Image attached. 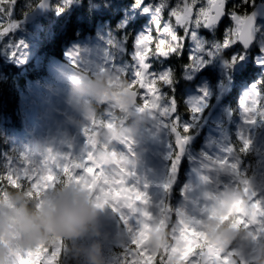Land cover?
I'll return each instance as SVG.
<instances>
[{
  "label": "rangeland",
  "instance_id": "rangeland-1",
  "mask_svg": "<svg viewBox=\"0 0 264 264\" xmlns=\"http://www.w3.org/2000/svg\"><path fill=\"white\" fill-rule=\"evenodd\" d=\"M167 15L165 12L164 19ZM132 18H147L154 25L153 14L143 6L132 8L128 20ZM37 19L32 23L36 30H43ZM219 28L201 34L211 39L217 37ZM257 32L256 48L260 49L264 46V22ZM152 34L157 35L154 30ZM193 46L191 41L186 44V55ZM133 49L134 45L129 50L122 38L100 32L92 43L76 45L67 61L51 62L48 70L55 85L45 89L36 85L32 98H27L20 117L23 133L16 130L10 136L12 154L5 161L6 176L13 185L27 180L43 194L39 198L46 224L43 228L34 225L3 195L0 264H156V260L161 264H201L212 245H217L216 257L208 264H264V120L254 126L246 125L243 116L234 121L238 138L244 130L253 141L247 153L255 162L243 164L235 150L229 152L233 145L231 112L221 106L234 85V74L252 55L234 69L225 68L220 55L202 69L185 68L188 105L198 104L201 111L192 114L193 124L192 119L177 113L181 126L188 124L196 133L188 135V151L173 174L176 149L172 124L149 99L160 102L140 93L133 109L120 108L123 89L135 90ZM261 61L264 53L259 52L254 56L257 67L264 66ZM204 71L215 75L214 85L202 77ZM205 88L208 95L199 101ZM248 88L242 97L251 91ZM99 90L113 91L116 98L95 116L91 108ZM214 96V104L200 123ZM100 117L115 121V125L103 126ZM82 134L98 136L101 146L90 148L93 138L85 141ZM226 160L229 163H221ZM238 160L240 169H233ZM184 162L188 166L186 181L174 201ZM80 164L85 165L82 172L76 171ZM253 176L258 185L254 202L248 204L244 195ZM65 195L71 196V206L77 212L69 216L64 239L63 231L54 225ZM251 208L257 210L255 223L249 220ZM226 222L227 227L221 230Z\"/></svg>",
  "mask_w": 264,
  "mask_h": 264
},
{
  "label": "trees",
  "instance_id": "trees-1",
  "mask_svg": "<svg viewBox=\"0 0 264 264\" xmlns=\"http://www.w3.org/2000/svg\"><path fill=\"white\" fill-rule=\"evenodd\" d=\"M39 2L40 0H17L12 19L18 26L2 41V36H0V199L3 195L6 196L34 225L43 228L46 224V218L41 209L42 198H39L43 194L34 190L27 180H24L22 184L13 185L6 176L8 171L5 169L6 158L12 154L10 153V136L16 130L19 133L23 132L20 117L21 111L26 106L27 98H32L36 85L43 89L47 85H55L53 77L49 74V64L56 61H67L68 53L76 45H84L86 41L92 43V40L100 32H110L114 36L122 38L131 50L136 35L147 31V29H152V26L147 18L128 20L132 8L137 5L136 0H53L49 13L44 18L36 20V24H40V27L43 26L44 29L36 30L35 24L26 23L25 20ZM231 3L236 6L237 10L240 9V0H231ZM259 3L264 2L255 0L254 4L250 2L243 7L251 13ZM58 8H63V11H59ZM3 23L6 26L7 20L5 19ZM231 24L230 20L222 23L217 30V37H221L224 27H230ZM205 31L208 32V30ZM258 34L260 35V33ZM236 49L244 51L239 45L236 46ZM259 52V48L248 51V54L252 55L251 61L244 66L241 65L239 71L234 74V85L221 103L223 108L225 107L231 112V142L235 145L236 155L241 158L243 164L248 163L250 165L255 162V158L252 154L239 152L242 142L238 138L237 128L233 125L234 121L243 116L239 101L245 86L256 83L264 90V66L257 67L254 62V56L256 57ZM243 62L244 60L239 63L242 64ZM165 63L171 65L176 77L173 87L168 88L167 92L175 96L179 115L191 121L194 112L191 111L186 98V90L189 85L183 80L185 65L189 63L188 55L184 51L182 56H173ZM203 76L208 78L211 85L217 82L211 71L209 73L204 71ZM214 101L215 96L204 110L199 119L200 123H202ZM92 105L91 109L95 116H100L102 109L105 108L99 107L95 102ZM100 118L103 126L111 123L115 125V121L111 122L109 119ZM211 119L209 124L212 123ZM190 123L193 124L194 119ZM261 124L263 125V123ZM118 127L116 126V129ZM259 130L260 127L257 131ZM192 133H196V130H189L187 135H192ZM198 138L201 140L200 137ZM196 147L198 148L197 144ZM186 167L184 162L174 189V197L179 195L180 187L186 181L184 174ZM68 219L69 216L60 215L58 223L56 222L54 225L63 231L64 239L67 237L65 229ZM226 227L227 222L222 225L221 230ZM156 264L161 263L156 260Z\"/></svg>",
  "mask_w": 264,
  "mask_h": 264
},
{
  "label": "snow or ice",
  "instance_id": "snow-or-ice-1",
  "mask_svg": "<svg viewBox=\"0 0 264 264\" xmlns=\"http://www.w3.org/2000/svg\"><path fill=\"white\" fill-rule=\"evenodd\" d=\"M250 2L254 4L255 0H240L241 7L237 10L231 0H136V4L143 6L145 12L153 14L154 25L151 30L141 32L135 39L131 58L133 87L139 86V92L145 98L155 97L160 103H153L151 99L149 103L154 108L160 107L166 114V120L172 124L171 130L175 134L177 145L171 165L173 174L178 170L185 145L190 138L187 135L190 125L181 126L176 98L166 91L175 81V72L170 64L160 62H167L173 56H182L186 44L191 41L194 46L188 52L189 63L185 65L186 68L202 69L220 55L224 57L222 63L225 68L234 69L246 59L248 50L256 41V13H249L243 7ZM16 3L17 0H0V36H8L18 26L12 19ZM58 10L63 11V8ZM165 12L168 14L167 19H164ZM5 19L6 26L3 23ZM226 20H230L232 24L224 27L221 37L213 36L210 39L201 34L202 30L214 32ZM153 30L157 35L152 34ZM237 45L244 51L236 50ZM260 52L264 53V46H261ZM260 63L264 64V61ZM250 87L251 91L240 99L239 106L244 123L254 126L258 121L264 120V90L256 83ZM201 92L203 95L198 98L199 101H203L208 95L206 88L201 89ZM191 111L200 112L201 108L198 104H193ZM239 139L242 142L239 152L247 153L253 143L252 139L244 130L240 131ZM234 150L236 151L235 145H232L229 152ZM232 167L239 170V160ZM165 187H170V184ZM248 227L251 228L252 225L249 224Z\"/></svg>",
  "mask_w": 264,
  "mask_h": 264
},
{
  "label": "water",
  "instance_id": "water-1",
  "mask_svg": "<svg viewBox=\"0 0 264 264\" xmlns=\"http://www.w3.org/2000/svg\"><path fill=\"white\" fill-rule=\"evenodd\" d=\"M52 3H53V0H40L38 5L35 7L34 11L26 18L25 22L31 23L32 21H34L37 18L45 17L49 13V11L52 7ZM252 12L256 13V17H257L256 23L258 26L259 22L264 20V3H259L254 8V10ZM256 41H257V31H256ZM256 41H255V43H256ZM255 43H253V45L251 46L250 49H252L254 47ZM94 88H95V90L97 89V87H94ZM115 98H116V94L110 90L109 91L99 90L96 93L97 102L101 105H105L109 102H112L115 100ZM137 100H138V95H137L136 91L131 90L129 88H124L122 99L119 101L120 108L123 110L124 109H132L137 104ZM82 137L87 139L88 141H90V139L93 138L94 143H91L90 146L98 147V145H99V137L98 136H95V135L87 136L85 134H82ZM62 146H64V144H62ZM175 147H177L176 144H175ZM186 150H187V144L185 145V150H184L182 157L186 154ZM84 168H85V165L80 164L77 167V171H83ZM256 188H257V178L252 177L250 179L249 184L247 185V192L245 194L246 197L248 198L249 202L252 201V199H253L252 196H253L254 190ZM256 215H257V210L255 208L250 209L249 219L252 223H255ZM215 251H216V246L209 247L207 249V251L204 253V255L201 259V263L202 264H208L211 257H213L215 255Z\"/></svg>",
  "mask_w": 264,
  "mask_h": 264
},
{
  "label": "clouds",
  "instance_id": "clouds-1",
  "mask_svg": "<svg viewBox=\"0 0 264 264\" xmlns=\"http://www.w3.org/2000/svg\"><path fill=\"white\" fill-rule=\"evenodd\" d=\"M58 212L62 216H73L76 215L77 210L71 206V196L65 195L58 207Z\"/></svg>",
  "mask_w": 264,
  "mask_h": 264
},
{
  "label": "flooded vegetation",
  "instance_id": "flooded-vegetation-1",
  "mask_svg": "<svg viewBox=\"0 0 264 264\" xmlns=\"http://www.w3.org/2000/svg\"><path fill=\"white\" fill-rule=\"evenodd\" d=\"M134 89H135V91L137 92V95H138V101H140V99H141V98H140L141 95H140V92H139V88H138V87H135ZM85 141H86V140H85ZM88 145H89V144H88ZM94 149H95V148H94ZM127 167L130 168V165H128ZM131 180H134V179H131Z\"/></svg>",
  "mask_w": 264,
  "mask_h": 264
}]
</instances>
